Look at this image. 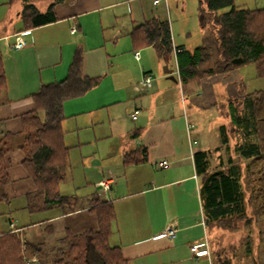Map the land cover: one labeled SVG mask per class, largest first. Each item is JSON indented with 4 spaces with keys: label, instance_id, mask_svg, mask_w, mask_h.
<instances>
[{
    "label": "crops",
    "instance_id": "1",
    "mask_svg": "<svg viewBox=\"0 0 264 264\" xmlns=\"http://www.w3.org/2000/svg\"><path fill=\"white\" fill-rule=\"evenodd\" d=\"M32 1L44 12L54 0ZM161 3L152 0L155 7ZM23 5L22 0H0V53L7 80L0 95V135L22 131V114L36 108L33 95L43 84L65 79L81 48L83 73L98 82L64 102L62 129L70 152L78 149L80 158L89 154L94 159V166L83 162L93 187L85 195L73 194L87 202L76 211L64 214L59 206L33 211L29 194L36 184L24 166L25 153L15 148L6 156L3 189L8 199L0 201L1 228L42 246L47 261L29 252L28 257H38L29 264H50L51 241L61 245L67 234L99 228L88 203L96 194L114 205L110 243L120 248L127 264H207V255L195 256L191 250L211 239L195 153L215 148L219 137L209 145L206 136L196 134L195 119L200 123L198 113L206 111L220 114L228 97L249 92L244 63L199 81H183L175 72L178 81L169 79L163 66L179 69L177 47L193 48L178 45L173 37L171 53L163 52L161 41L147 44L142 25L165 18L154 14L147 19L151 5L145 0H63L55 3L56 21L33 28L24 26ZM18 34L27 42L22 49L13 48ZM147 75L152 86L146 89L139 81ZM68 133H75V139ZM20 140L15 137V146ZM165 160L169 166L160 165ZM103 179L111 180L106 191L98 185ZM171 225L177 229L174 236L164 234Z\"/></svg>",
    "mask_w": 264,
    "mask_h": 264
},
{
    "label": "trees",
    "instance_id": "2",
    "mask_svg": "<svg viewBox=\"0 0 264 264\" xmlns=\"http://www.w3.org/2000/svg\"><path fill=\"white\" fill-rule=\"evenodd\" d=\"M22 1L24 26L33 28L56 21L55 3L63 0H54L44 12L32 0ZM200 2V23L209 33L192 50L177 47L181 79L199 81L231 71L242 63L255 64L259 75L264 77V7L249 8L235 4L234 0ZM142 27L147 44L161 41L163 52L173 51L168 19H153ZM238 58L242 59L240 64L235 62ZM97 82L98 78H89L83 73L82 50L77 49L67 77L43 84L33 95L36 108L22 114V131L0 135V201L8 199L3 189L8 179L6 156L19 148L25 153L24 166L36 184L35 191L29 194L31 210L59 206L66 214L82 206L79 196L60 190L71 149L64 142L62 129L64 102L85 94ZM6 88L0 53V95ZM219 111L227 120L218 126L219 145L195 153L207 227L209 233L212 228L235 230L244 222L255 230L258 223L264 222V88L228 97L220 104ZM17 136L21 140L15 146ZM88 203L89 210L98 217L99 228L67 234L48 262L127 264L120 248L110 243L116 217L113 203L96 194ZM230 248L211 250L214 264H233L234 258L243 257L249 264H264V229L257 234L251 231L243 239L240 253L237 247ZM42 249L40 245L30 244L14 229L3 230L0 226V264H29L26 262L29 252L38 253L40 262H45L47 258Z\"/></svg>",
    "mask_w": 264,
    "mask_h": 264
},
{
    "label": "rangeland",
    "instance_id": "3",
    "mask_svg": "<svg viewBox=\"0 0 264 264\" xmlns=\"http://www.w3.org/2000/svg\"><path fill=\"white\" fill-rule=\"evenodd\" d=\"M150 3L151 8L150 12L146 7L147 19L155 14L160 15L161 17L168 19L170 22L172 37L174 42H177L178 45H187L195 48L201 45L205 41V36L209 32L204 31L201 26L199 19L200 11V0H167L162 1V3L155 7L152 5V0H145ZM235 4L243 5L249 8H261L264 7V0H234ZM44 8V7H43ZM159 10V12H155ZM174 62H170V66L173 67ZM242 69V74L246 77V84L249 87L248 91H253L255 89L264 88V77H261L258 73L256 65L253 63H244ZM165 65L163 66L164 69ZM213 111H206L198 113V122L195 119V131L198 128L199 132L202 133V136H206V141L209 142V145H212L217 138V128L220 124L226 122V118L220 116L218 113ZM197 118V114H196ZM69 138L75 139V133L66 134ZM214 139V140H213ZM77 140V139H76ZM116 142V140H113ZM117 143V142H116ZM90 150V149H89ZM88 150V151H89ZM92 150H90L91 152ZM217 160V159H216ZM215 157H213L212 162L216 164ZM83 162L87 166H94V159H91V155H86L83 159L79 157V150L72 149L69 154V162L66 172V178L60 186V190L64 194H77L79 196L85 195V193L92 189L93 182L90 178H86L83 171ZM92 178V175L90 176ZM80 198V197H79ZM80 203H87L84 198H80ZM5 221V220H4ZM13 223V222H11ZM244 222H240L239 226L235 230H220L217 228H212L210 234L211 239H209V247L213 251L223 250V249H232L230 246H235L240 253L242 251V241L243 239L252 231L256 234L264 229V222L258 223L255 230H252L251 227L245 226ZM263 237L261 233V238ZM260 238V239H261ZM258 239V238H257ZM261 242V241H260ZM58 241H51L47 244V249L49 251V257H54L55 252L58 246ZM31 257L28 258H32ZM244 258V259H243ZM234 258L233 264H249L246 260V257ZM213 260H215L213 258ZM211 259L206 260L207 264H214V261ZM33 262V261H31ZM252 264V263H251Z\"/></svg>",
    "mask_w": 264,
    "mask_h": 264
},
{
    "label": "built area",
    "instance_id": "4",
    "mask_svg": "<svg viewBox=\"0 0 264 264\" xmlns=\"http://www.w3.org/2000/svg\"><path fill=\"white\" fill-rule=\"evenodd\" d=\"M161 1H165L166 2L167 0H154V3L158 4ZM71 30H72V32H75V31H77V27L76 26H72ZM26 45H27L26 40H24L23 37L20 34H18V36L16 37V42L13 45V48L22 49ZM139 55H140L139 51L135 52V56L137 58H139ZM174 72L178 76H180V71H179L178 68L176 70H174ZM139 86L142 87V88H146V89L150 88L152 86V77H151V75H147L144 78H142L139 81ZM138 114H139V109H136L135 112L132 114L134 120L137 119ZM169 164H170V162L168 160L162 161L160 163L161 166H165V167L169 166ZM98 185L101 186L104 191H106V190L111 188V180L103 179V180L99 181ZM11 226L13 228L14 227V223H11ZM176 232H177V229H175L174 226L171 225V226H169L166 229L164 234H168L170 236H174L176 234ZM191 250H192V252L194 253L195 256L207 255L211 259V252L209 250V242H208V240H205V241L201 242L200 244H195V245L191 246ZM37 260H38L37 255H33V257L32 258H28L26 260V262L27 263H31V261H37Z\"/></svg>",
    "mask_w": 264,
    "mask_h": 264
},
{
    "label": "water",
    "instance_id": "5",
    "mask_svg": "<svg viewBox=\"0 0 264 264\" xmlns=\"http://www.w3.org/2000/svg\"><path fill=\"white\" fill-rule=\"evenodd\" d=\"M235 62L240 64L242 62V59L238 58V59L235 60ZM164 72L168 74L167 77L169 79L174 80V81H178V78L174 74V69L170 68L168 64L165 65Z\"/></svg>",
    "mask_w": 264,
    "mask_h": 264
}]
</instances>
